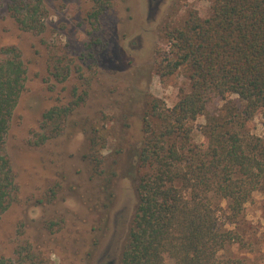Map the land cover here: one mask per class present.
<instances>
[{"label": "rangeland", "instance_id": "rangeland-1", "mask_svg": "<svg viewBox=\"0 0 264 264\" xmlns=\"http://www.w3.org/2000/svg\"><path fill=\"white\" fill-rule=\"evenodd\" d=\"M36 2L40 29L18 23L13 8L24 6L22 13ZM212 2L110 0L95 16L97 0H0V62L12 47L25 67L2 147L17 190L0 215V256L16 264H119L137 206V152L149 103L172 108L189 90L184 68L168 76L158 72L167 35L184 25L190 11L207 17ZM225 104L214 98L188 123L193 133L186 156L205 146L211 129L264 140L260 113L242 127L229 121ZM67 105L59 120L44 119L47 110ZM93 128L102 174L85 156ZM214 198L224 220L228 201ZM225 228L234 238L220 257L264 264V180Z\"/></svg>", "mask_w": 264, "mask_h": 264}, {"label": "trees", "instance_id": "trees-1", "mask_svg": "<svg viewBox=\"0 0 264 264\" xmlns=\"http://www.w3.org/2000/svg\"><path fill=\"white\" fill-rule=\"evenodd\" d=\"M97 1L101 6L95 16L110 0ZM23 9L13 8L17 22L40 29V4ZM167 38L169 49L160 56L158 72L168 76L184 68L189 90L172 108L158 100L149 103L148 115L157 121L145 117L137 152V206L119 264H235L218 253L234 238L225 224L235 222L264 180V140L247 141L237 129L216 128L204 147L188 156L184 148L193 133L188 123L203 115L214 98L227 102L221 110L242 127L257 113L264 117V0H213L207 17L190 11ZM6 50L0 62V215L17 190L2 147L25 78L20 54L12 47ZM234 99L238 104L228 106ZM69 109L51 108L44 119L59 120ZM92 130L85 156L102 174L98 136ZM188 150L194 151L190 145ZM214 197L228 201L224 220L213 207ZM0 264L16 262L0 256Z\"/></svg>", "mask_w": 264, "mask_h": 264}]
</instances>
